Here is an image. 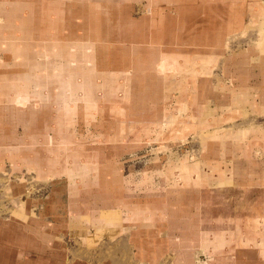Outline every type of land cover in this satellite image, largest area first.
Masks as SVG:
<instances>
[{
  "label": "rangeland",
  "instance_id": "rangeland-1",
  "mask_svg": "<svg viewBox=\"0 0 264 264\" xmlns=\"http://www.w3.org/2000/svg\"><path fill=\"white\" fill-rule=\"evenodd\" d=\"M74 1L63 0L74 8L64 28L80 40L90 19L98 30L96 63L81 66L105 86L93 111L79 101L62 121L48 101L23 111L2 102L30 69L0 39V264L28 255L34 264H264L239 231V248H206L199 235L224 218L232 229L261 226L246 234L264 241V0ZM41 4L0 0V13L23 21ZM150 12L149 26L138 23ZM158 32L166 39L150 38ZM105 54L123 57L117 81ZM71 58L54 60L67 71ZM156 59L189 68L158 74L148 68ZM161 206L153 219L133 216Z\"/></svg>",
  "mask_w": 264,
  "mask_h": 264
},
{
  "label": "crops",
  "instance_id": "crops-1",
  "mask_svg": "<svg viewBox=\"0 0 264 264\" xmlns=\"http://www.w3.org/2000/svg\"><path fill=\"white\" fill-rule=\"evenodd\" d=\"M70 1H72L71 6L74 5L75 7L74 4L75 1L74 0H70ZM71 6L65 8V4L63 3V0L62 1L42 0L41 7L39 6L40 10L36 11L33 9L32 13L30 14V17L26 16L27 20L22 19L23 21L21 20L16 21L15 20L16 18L12 17L14 16L13 14L10 15V13L8 14L0 13V39L3 40V45L5 46L3 47V49L5 51H9L14 55L15 65L26 64L27 67L30 69V72L28 71L29 74L27 75V77L23 79L25 80L24 82L28 84L17 87L18 88L16 90L17 94L14 99L10 97L11 94L5 95L2 93V95H4L5 98L7 99V100L3 99L2 102L5 103L11 102V104H13L11 106L12 108L13 106L14 107L17 106L19 109L21 108L20 109L21 111H23L22 109L25 110L27 108L25 106L26 103L28 102H31L33 100L40 102L48 101L49 105H46V107L52 108V110L48 112L42 110V112L54 113L56 108L55 105H56L57 106L56 110L58 112L57 120H62V115H64L65 112L69 115L74 110V108H72L71 105L77 104L79 101H80L79 103H84L86 105L85 108H87L88 111H93L97 101L99 100L97 99V97L102 96L101 93H105L104 90L102 91L99 90L100 87H105V86L98 85L96 82H92L90 79H92L93 75L89 74V76H87V70L89 69L86 70L87 68L86 65L92 67L96 63V59H94V55L91 54V51L93 49L92 46L94 45L92 43L94 42L93 31L97 33L98 30L92 27V21L90 19L89 21L90 25L88 26L89 28H86L87 32L85 34V38L80 40V37H77L78 34L75 32L76 29H73L71 32H69V29L64 28L65 26L63 25L65 24L64 21L69 19L70 16L74 15L73 13L74 8L72 9ZM15 11L20 12L18 10ZM15 11L13 13H16ZM82 13L83 15L87 16V11L82 10ZM153 14L154 12H152V14L150 12L143 18L138 19L139 21L138 23L143 24V26L147 25L150 22ZM33 16H35V21L32 20ZM6 32H8L7 33L8 35H12V36H5ZM27 32H35L36 34H38V38L35 41H37L36 43H40L41 45L29 46L32 40L30 41L29 37L27 36ZM70 36H72L73 38ZM102 36L104 37L105 34L103 33ZM70 38L74 39L72 41H74L73 43H75V45L59 44L60 41L67 40ZM150 38L166 39L164 33H159V32L155 36L152 35ZM170 38H172V34L167 39ZM54 39L56 42L52 41ZM104 40L105 39L102 38L101 42ZM87 43H89L90 45H88ZM65 53L70 57L72 56L71 60L67 61V67H69L68 68L69 71L68 70L65 71L64 67L58 65L54 60V58L61 59L62 57L65 56ZM148 53H149L148 57H151L152 55L151 52ZM108 58L109 55L105 54V58H104L106 60L104 63L105 66L116 65L114 66L115 69L114 71L116 72H112L108 77V79L112 80V82L113 79L114 81H117L116 78L119 74V72L117 71L119 70L118 61L119 60L123 61V57L121 58L118 57L117 59H114L112 63L110 62V58L109 59ZM83 65H85L86 68L81 67ZM148 65H149L148 68L150 70L153 69L154 71L155 69L156 73L158 74L159 72H165L168 69V67H170L171 69L170 72L167 71L169 74L171 73L173 68L175 70V67L179 68L181 72L184 73H186V70L189 68L186 66L185 63L184 64L175 63V61L171 62V64H167L166 60L163 61V59L162 60L156 59L153 62H151V64ZM72 67H74V69H72ZM79 71L82 72V76L79 74L80 73ZM156 73L152 74L153 77L150 78V81H152L153 84H154V80H157L159 81V83H162L163 82L161 77L162 75L157 76ZM31 76H33L34 78L33 80ZM78 77L85 78V81L84 80L80 81ZM86 77H88V79H86ZM14 86H9V87H14ZM104 89L107 90L106 88ZM111 89L112 87L110 88V90ZM11 90H13V88ZM110 94L112 93L110 92ZM43 120L48 124L49 122H51L49 118L44 117ZM57 125L63 127V123L57 122ZM185 170L187 171L188 168H186ZM161 210H162V206L161 209L155 208L153 210H149L146 212L142 210H135V212H133V216L136 219H141V220L144 219V216H149V218L151 217V219H153L155 215L161 214ZM116 213H110L109 215L114 214L115 218L120 217ZM219 219H224V218H218L217 220L210 222L207 221L208 222L207 226H203V225L201 226V231L199 235H200V239L203 241V244L206 248L215 249L216 246L223 248L224 240L230 243L236 241L235 246L236 248H239V246L241 247V244H238V239H236L237 236L236 234L238 231L239 233L244 234L248 238L246 234L248 231L254 232L257 231L259 227H261L259 225L257 226V224L238 225L236 223V225H234L232 229V225L234 224V222L232 221L225 222V221H220ZM128 220L129 219H125V221L127 222ZM202 224H204V222ZM215 232H219V236L213 239L210 236L214 235ZM247 238H244L243 241L245 246L250 245L252 248L255 249V251H257L258 249L264 251V241L261 240V237H257V240L256 238H254L253 241H249ZM156 241H157L156 243L157 245L161 243L160 239H157ZM252 243L254 244L252 245ZM230 248H232V246H230ZM229 251L230 253L226 252V250L224 251V256L226 259H228V261H229V257L233 253L232 250ZM241 251L243 250L238 251L237 254L240 253L242 255L246 254V252L242 253ZM219 255H221V253H219ZM35 261L36 260L34 259V257L30 255H28L23 262L20 261L18 262V258L16 256H12V258L9 259L10 262L9 264H34Z\"/></svg>",
  "mask_w": 264,
  "mask_h": 264
}]
</instances>
